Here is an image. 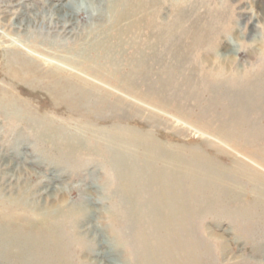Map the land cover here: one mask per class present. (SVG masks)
Listing matches in <instances>:
<instances>
[{"label":"rangeland","instance_id":"obj_1","mask_svg":"<svg viewBox=\"0 0 264 264\" xmlns=\"http://www.w3.org/2000/svg\"><path fill=\"white\" fill-rule=\"evenodd\" d=\"M118 1L0 0V264H264V0Z\"/></svg>","mask_w":264,"mask_h":264},{"label":"bare ground","instance_id":"obj_2","mask_svg":"<svg viewBox=\"0 0 264 264\" xmlns=\"http://www.w3.org/2000/svg\"><path fill=\"white\" fill-rule=\"evenodd\" d=\"M137 2H135V3H137V4H139L138 6H139V8H144L145 6H146V2H145V0H136ZM132 2V1H131ZM148 2V1H147ZM122 4V2H121V0H119L118 1V4L117 5H115V6H113L112 7V9H113V12H115V11H119L120 9H122V13H121V11L119 12V13H121L120 15H121V17H123V15H125V16H127V15H129V11H127V7H126V4H123V5H121ZM131 4H133V3H131ZM150 4H154V0H150V2H149V5ZM110 11V10H109ZM120 17V18H121ZM152 24V23H151ZM138 31H135V33H137Z\"/></svg>","mask_w":264,"mask_h":264}]
</instances>
